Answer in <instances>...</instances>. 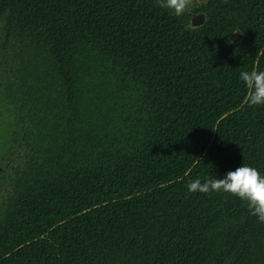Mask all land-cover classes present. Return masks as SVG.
I'll return each mask as SVG.
<instances>
[{
	"label": "trees",
	"instance_id": "obj_1",
	"mask_svg": "<svg viewBox=\"0 0 264 264\" xmlns=\"http://www.w3.org/2000/svg\"><path fill=\"white\" fill-rule=\"evenodd\" d=\"M200 11L194 27L157 0H0L18 74L0 264H264L246 202L187 190L264 174V105L239 79L264 69V0Z\"/></svg>",
	"mask_w": 264,
	"mask_h": 264
},
{
	"label": "clouds",
	"instance_id": "obj_2",
	"mask_svg": "<svg viewBox=\"0 0 264 264\" xmlns=\"http://www.w3.org/2000/svg\"><path fill=\"white\" fill-rule=\"evenodd\" d=\"M189 0H157V6L179 17L188 7ZM239 79L244 84L246 102L249 105H264V69L243 70ZM188 192H224L246 202L251 214L264 223V174L256 167L239 164L222 176L201 180L195 178L187 183Z\"/></svg>",
	"mask_w": 264,
	"mask_h": 264
},
{
	"label": "flooded vegetation",
	"instance_id": "obj_3",
	"mask_svg": "<svg viewBox=\"0 0 264 264\" xmlns=\"http://www.w3.org/2000/svg\"><path fill=\"white\" fill-rule=\"evenodd\" d=\"M202 1L189 0L192 8L188 14L187 23H192V17L196 15H200L203 23L205 22V14L200 11V2ZM4 26H6V23H2L0 18V104L4 106L11 124L7 136L8 141L0 154V223L4 217V207L11 199L10 195L14 192V90L18 85V74L15 72L16 68H14V54L11 53L10 45L4 43ZM242 36L243 32L236 29L230 32L228 39L232 43H237ZM12 52H14V48ZM10 56H12V60H9Z\"/></svg>",
	"mask_w": 264,
	"mask_h": 264
},
{
	"label": "rangeland",
	"instance_id": "obj_4",
	"mask_svg": "<svg viewBox=\"0 0 264 264\" xmlns=\"http://www.w3.org/2000/svg\"><path fill=\"white\" fill-rule=\"evenodd\" d=\"M192 5L188 3V7L185 9L184 13L189 14L191 12ZM32 54L28 55V63L31 65L33 60ZM35 62V61H34ZM11 120L6 114V110L2 104H0V154L3 152V147L8 141V131H10Z\"/></svg>",
	"mask_w": 264,
	"mask_h": 264
},
{
	"label": "water",
	"instance_id": "obj_5",
	"mask_svg": "<svg viewBox=\"0 0 264 264\" xmlns=\"http://www.w3.org/2000/svg\"><path fill=\"white\" fill-rule=\"evenodd\" d=\"M203 23V19L200 15H196L192 17V26H199Z\"/></svg>",
	"mask_w": 264,
	"mask_h": 264
}]
</instances>
